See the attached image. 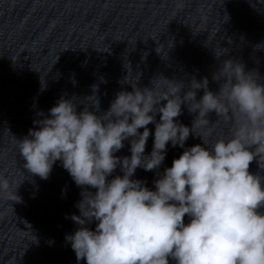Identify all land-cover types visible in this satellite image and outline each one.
<instances>
[{"label":"clouds","instance_id":"1","mask_svg":"<svg viewBox=\"0 0 264 264\" xmlns=\"http://www.w3.org/2000/svg\"><path fill=\"white\" fill-rule=\"evenodd\" d=\"M224 54L215 53L218 60ZM212 79L219 84L217 92L209 89L207 77L186 83L160 76L152 87L132 84L100 115L88 105L77 111L73 98L61 97L49 115L40 113L43 118L34 121L39 127L18 139L28 173L46 180L61 161L82 189L79 214L71 215L79 227L65 236L77 261L264 264V177L249 171L253 160L260 167L264 162V78L229 58L220 60ZM92 88L95 94L98 86ZM182 105L196 114L191 126L176 119ZM213 112L218 118L230 114L231 127L227 138L217 137L209 146L196 129L211 136ZM149 124L155 131L146 153ZM190 135L203 143L184 148ZM126 140L131 155H115ZM169 143L184 151L159 173ZM117 167L123 175H112ZM137 168L157 170L154 190L132 178ZM19 185L0 174V198L21 202ZM93 221L94 229L88 227Z\"/></svg>","mask_w":264,"mask_h":264},{"label":"water","instance_id":"2","mask_svg":"<svg viewBox=\"0 0 264 264\" xmlns=\"http://www.w3.org/2000/svg\"><path fill=\"white\" fill-rule=\"evenodd\" d=\"M257 45L264 46V0H0V174L20 183L22 198H0V264H86L65 239L79 227L71 215L79 214L82 189L61 161L46 180L23 169L17 142L39 127L34 121L43 118L40 113L49 115L64 97L74 99L77 111L88 105L100 115L119 91H131L132 84L152 87L160 76L186 83L207 77L217 92L212 74L229 58L264 78V47ZM215 53L225 54L218 60ZM202 95L198 90L197 99ZM195 115L182 105L176 119L191 126ZM209 119L216 121L211 136L207 129L196 131L211 146L217 137L227 138L231 116L213 112ZM148 128L146 153L155 125ZM202 143L190 135L184 148ZM184 148L169 143L159 173ZM115 155H131L128 140ZM249 171L264 177V162L260 167L253 160ZM112 175L123 173L117 167ZM132 178L154 190L157 170L137 168ZM169 264L175 262L170 258Z\"/></svg>","mask_w":264,"mask_h":264}]
</instances>
